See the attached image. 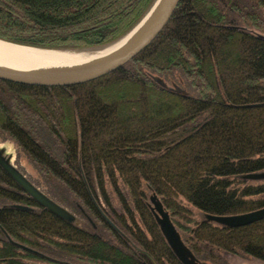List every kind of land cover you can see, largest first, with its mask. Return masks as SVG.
<instances>
[{"label":"trees","instance_id":"1","mask_svg":"<svg viewBox=\"0 0 264 264\" xmlns=\"http://www.w3.org/2000/svg\"><path fill=\"white\" fill-rule=\"evenodd\" d=\"M156 1L0 0V39L95 53ZM174 73L191 94L155 79ZM0 137L20 148L39 191L68 214L41 204L0 163V264H184L146 187L194 257L264 261V218L233 227L193 210L264 206V180L243 176L264 170V0H180L145 48L90 81L0 79Z\"/></svg>","mask_w":264,"mask_h":264},{"label":"water","instance_id":"2","mask_svg":"<svg viewBox=\"0 0 264 264\" xmlns=\"http://www.w3.org/2000/svg\"><path fill=\"white\" fill-rule=\"evenodd\" d=\"M179 1L180 0H157L152 9L149 11V13L127 35L131 34L137 27L139 28L141 23L145 21L147 17H149L146 23L140 29V31L133 35L130 41L122 49L111 55L109 58H107L106 56H98L95 59H92V61L88 64L89 66L87 71L83 70V66L81 68L65 69L59 72V74H61L60 76L63 77L54 78L42 75L26 74L17 71L15 72L0 68V79L28 85L68 86L83 83L101 77L121 67L127 61L132 59L136 54H138L143 48H145L167 23L172 13L174 12L176 6L178 5ZM0 41L10 45H18L30 49L50 50L15 44L1 39ZM0 163L16 178V180L21 184L22 187L27 192H29L35 199H37L41 204H44L49 209L63 217H68V214L63 209H61L55 203L46 198L39 190H37L33 185H31V183H29L20 174L13 171L6 164L2 162ZM156 207L159 213L158 219L162 231L167 237L170 245L174 249L177 256L181 259L184 264H195L192 254L190 253L189 249L184 246L179 234L176 232L175 228L169 221L167 213L164 212L159 202L156 204ZM206 218L221 225L233 227L243 226L253 223L257 220L263 219L264 206L247 213L235 215L207 214Z\"/></svg>","mask_w":264,"mask_h":264},{"label":"bare ground","instance_id":"3","mask_svg":"<svg viewBox=\"0 0 264 264\" xmlns=\"http://www.w3.org/2000/svg\"><path fill=\"white\" fill-rule=\"evenodd\" d=\"M149 17L145 19L131 34L124 36L112 45L95 53H78L70 51L37 50L18 45H10L0 41V68L26 74L61 78L59 72L65 69L84 67L98 56L109 58L122 49L138 33ZM106 58V59H107ZM113 223V222H112Z\"/></svg>","mask_w":264,"mask_h":264},{"label":"rangeland","instance_id":"4","mask_svg":"<svg viewBox=\"0 0 264 264\" xmlns=\"http://www.w3.org/2000/svg\"><path fill=\"white\" fill-rule=\"evenodd\" d=\"M155 79L161 85L172 88L180 93H185V94L192 93V91L185 86L184 80L178 73H174L173 75H169L168 77L165 78L160 76H155ZM0 162L9 166L13 171L20 174L29 183H31V185H33L37 190H39L38 188H40V182H41V178L39 174L37 173L34 166L31 164V162L28 160L26 155L9 138L0 137ZM243 176L249 179V181L251 182L263 181L264 170L246 173ZM145 191L149 205L157 211V214L159 216L156 207V204L158 203V199L156 195L149 187H146ZM193 210L198 220L205 219L206 216L202 212H200L195 208H193ZM72 222L75 224H82V221L78 218L72 219ZM178 230H176V232L179 234L180 231L178 232ZM183 244L186 248H188L185 245V243ZM221 255L223 256V259H218L215 262L206 260L205 258H196L194 257L193 254L192 257L195 264H264V261H261L249 255H233V254H223V253H221Z\"/></svg>","mask_w":264,"mask_h":264}]
</instances>
